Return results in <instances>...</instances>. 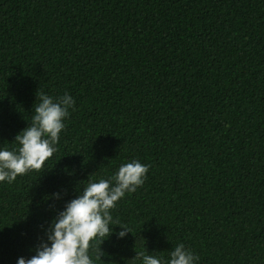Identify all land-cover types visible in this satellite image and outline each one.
I'll return each mask as SVG.
<instances>
[{"label": "trees", "instance_id": "1", "mask_svg": "<svg viewBox=\"0 0 264 264\" xmlns=\"http://www.w3.org/2000/svg\"><path fill=\"white\" fill-rule=\"evenodd\" d=\"M40 92L74 110L42 169L0 183V264L132 159L146 179L111 210L131 233L95 264L179 243L197 264H264V0H0V146Z\"/></svg>", "mask_w": 264, "mask_h": 264}, {"label": "clouds", "instance_id": "2", "mask_svg": "<svg viewBox=\"0 0 264 264\" xmlns=\"http://www.w3.org/2000/svg\"><path fill=\"white\" fill-rule=\"evenodd\" d=\"M27 125L13 139V147L0 146V183H12L18 176L40 170L56 152L65 121L74 110V98L65 92L53 97L44 92L36 95ZM148 165L138 159L122 163L107 179L88 180L77 195L49 221L44 238L28 258L18 257L16 264H95L105 252L101 243L115 235L123 239L131 229L113 219L111 210L126 193H132L144 183ZM52 193L49 199H60ZM118 225L119 231L113 226ZM98 241L97 243H94ZM134 264H197L199 257L183 243L172 248L167 256L144 251L135 252Z\"/></svg>", "mask_w": 264, "mask_h": 264}]
</instances>
